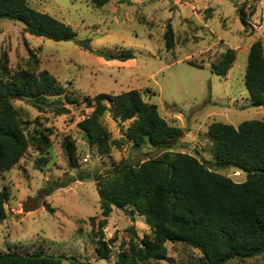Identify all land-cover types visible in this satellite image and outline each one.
Segmentation results:
<instances>
[{"label":"rangeland","instance_id":"obj_1","mask_svg":"<svg viewBox=\"0 0 264 264\" xmlns=\"http://www.w3.org/2000/svg\"><path fill=\"white\" fill-rule=\"evenodd\" d=\"M28 4L69 25L76 38L55 42L26 33L23 22L3 19L0 58H8L13 74L28 69L48 71L61 88L48 102L62 101L70 112L57 115L52 107L41 112L27 99L13 100L30 146L18 165L0 173V191L8 188L10 192L7 218L0 225V254L41 251L81 264H117L120 253H129L135 239L132 230L138 235L137 244L152 235L145 217L136 214L132 221L123 210L113 208L104 229L110 258H100L90 222L94 217L98 224L102 218L97 183L76 181L51 195L44 193L54 181L64 183L80 173H103L121 161L142 163L161 153L149 145L134 149L126 139L131 122L115 120L109 112L103 122L120 148L100 155L90 147L78 124L92 113L89 102L98 94L142 92L144 101L157 105L169 125L183 129L171 150L195 156L235 182L246 181V174L235 168L216 167L207 132L215 121L236 128L244 121H264V106H251L245 83L250 47L256 41L264 47V0H111L102 9L88 0H28ZM240 12L246 15L248 26L242 24ZM168 23L175 40L171 50L165 40ZM84 41L88 49L81 46ZM229 50L236 57L232 68L226 76L214 74L213 64H219ZM128 52L134 59L117 58ZM41 134L49 135V149L36 145ZM68 141L76 146L77 166L70 162ZM29 198L39 207L25 213L22 209ZM166 247L162 264H196L203 256L183 243L169 242ZM227 264H264V254Z\"/></svg>","mask_w":264,"mask_h":264},{"label":"trees","instance_id":"obj_2","mask_svg":"<svg viewBox=\"0 0 264 264\" xmlns=\"http://www.w3.org/2000/svg\"><path fill=\"white\" fill-rule=\"evenodd\" d=\"M95 8L102 9L111 0H88ZM239 18L248 26L246 15ZM9 19L25 25V32L55 42L73 41L77 34L66 23L47 13L32 8L28 0H0V21ZM166 47H174L172 24L165 32ZM81 46L88 49L87 41ZM128 61L134 55H118ZM236 60L229 50L219 64H213V73L226 76ZM245 83L252 98V107L264 106V47L261 41L252 44L248 54ZM57 80L46 70H18L12 73L8 58H0V173L9 172L27 153L30 140L25 135L12 97L27 99L37 110L52 107L57 115L70 111L62 101L48 102V97L59 95ZM92 113L78 127L84 132L90 147L100 155H108L113 148H120L118 141L105 126L107 112L115 120L131 122L126 139L133 148L141 150L149 145L161 151L153 158L133 164L121 161L105 172L80 173L68 177L64 183L53 182L44 193L66 188L76 181L93 180L97 183L102 218L90 219L92 237L100 258H110V243L104 229L113 208L123 210L132 221L135 215L145 217L152 230L140 244L135 230L129 253H120L117 264H162L168 254L167 243H183L202 253L196 264H227L235 259H252L264 254V121L249 120L237 128L231 124L213 122L207 132L213 143L214 164L219 169L235 168L246 174L244 182H235L218 171L212 170L195 156L171 150L183 136V129L174 127L161 117L158 106L147 103L137 90L118 95L98 94L89 102ZM39 147L49 149V135L41 134ZM33 143L36 139L32 140ZM70 162L77 166L74 142L65 144ZM54 185V186H53ZM10 198L8 188L0 191V225L7 218L5 205ZM47 210H54L49 204ZM81 264L66 256L45 254L41 251L30 255L20 253L0 254V264Z\"/></svg>","mask_w":264,"mask_h":264},{"label":"water","instance_id":"obj_3","mask_svg":"<svg viewBox=\"0 0 264 264\" xmlns=\"http://www.w3.org/2000/svg\"><path fill=\"white\" fill-rule=\"evenodd\" d=\"M98 55L101 57H104L105 59H113V57L106 55L104 53H98ZM16 99L22 100V98L19 96H13L12 97V100H16ZM38 207H39V205H38L37 201L33 198H29L28 201L24 204L22 210H23V212L28 213V212H32V211L37 210Z\"/></svg>","mask_w":264,"mask_h":264}]
</instances>
